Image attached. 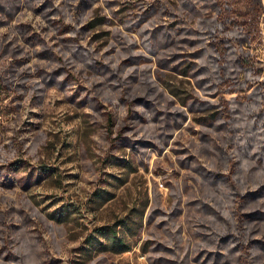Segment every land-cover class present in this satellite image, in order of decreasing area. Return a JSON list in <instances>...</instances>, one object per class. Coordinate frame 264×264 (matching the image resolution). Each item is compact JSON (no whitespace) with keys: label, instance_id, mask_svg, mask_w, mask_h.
<instances>
[{"label":"rangeland","instance_id":"obj_1","mask_svg":"<svg viewBox=\"0 0 264 264\" xmlns=\"http://www.w3.org/2000/svg\"><path fill=\"white\" fill-rule=\"evenodd\" d=\"M0 264H264V0H0Z\"/></svg>","mask_w":264,"mask_h":264},{"label":"trees","instance_id":"obj_2","mask_svg":"<svg viewBox=\"0 0 264 264\" xmlns=\"http://www.w3.org/2000/svg\"><path fill=\"white\" fill-rule=\"evenodd\" d=\"M251 69H252V67L250 66L248 70H251ZM212 118H213V116H212ZM113 236H114V238H112V240L114 241V243H120L121 245H123L121 249H127L129 247V245L122 238L118 237L116 233H114Z\"/></svg>","mask_w":264,"mask_h":264}]
</instances>
